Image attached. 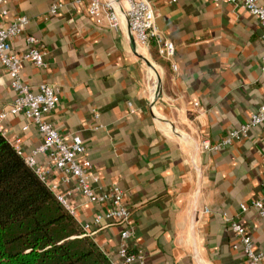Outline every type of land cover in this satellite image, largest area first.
I'll list each match as a JSON object with an SVG mask.
<instances>
[{
	"label": "crops",
	"instance_id": "0c3cea01",
	"mask_svg": "<svg viewBox=\"0 0 264 264\" xmlns=\"http://www.w3.org/2000/svg\"><path fill=\"white\" fill-rule=\"evenodd\" d=\"M74 1L4 0L0 28L19 14L30 18L26 34L38 38L47 65L25 62L22 77L35 89L44 82L59 88L61 101L49 119L62 135L82 137L100 191L113 184L123 189L133 227L129 244L143 249L149 264H243V248L234 247L238 238L223 213L264 249V218L240 207L263 196L264 126L219 149L203 143L218 144L264 102L259 19L226 0H152L157 24L175 47L169 60L155 45L136 43L123 16L116 30L107 19L95 23L87 2ZM55 3L62 7L51 14ZM13 47L26 51L25 35ZM15 97L0 62V113ZM0 130L24 155L43 142L24 113L1 119ZM35 158L50 168L58 193L73 191V215L82 226L92 223L89 235L121 262L122 225L105 215L107 205L90 202L75 178L63 181L48 155Z\"/></svg>",
	"mask_w": 264,
	"mask_h": 264
},
{
	"label": "built area",
	"instance_id": "2783aa9c",
	"mask_svg": "<svg viewBox=\"0 0 264 264\" xmlns=\"http://www.w3.org/2000/svg\"><path fill=\"white\" fill-rule=\"evenodd\" d=\"M176 1V0H172ZM236 6H242L251 14L255 15L264 29V5L259 0H226ZM4 0H0V6ZM76 3L87 2V12L91 19L102 24L106 19L109 26L119 29L122 16L126 20L132 39L142 45L149 46L155 42L159 54L169 60L175 54L174 45L166 40L157 24V14L153 7L152 0H75ZM62 4L55 3L49 9L51 14H56ZM30 18L25 14H19L6 28H0V62L6 67L11 77V87L16 97L11 103L9 111L0 113V120L10 114L24 113L43 135L42 144L35 150L33 155H24L18 144H15L18 152L24 157L26 163L31 166L37 174L46 181L52 190L57 194L61 203L73 214L74 210L68 200L73 192H57V185L49 182L48 174L50 168L46 169L38 165L35 156L45 154L51 158V168L62 173V179L69 182L76 179V189L90 202L107 205L105 215L122 225L120 232L121 242L118 256L121 262L116 264H149L146 254L141 248H132L129 240L133 236L131 226V209L125 199V193L118 184H113L107 191H100L95 185L99 176L96 173L94 164L84 157L86 144L81 136L73 135L67 137L62 135L57 127L49 119L52 113L60 104L61 95L59 88L52 83H41L37 89L22 77V69L25 62H31L38 67L47 65L45 51L38 46V38L32 34H26ZM22 35L28 48L23 53H17L13 47V41ZM176 67V65H174ZM261 75L264 79V56L262 57ZM264 126V102L259 109L252 113L251 117L239 127L231 129L226 137L218 144L211 145L209 141L203 143L204 148L219 149L226 144L245 137L249 131L256 127ZM241 210L247 212L253 208L264 218V192L260 198L253 199L250 203H241ZM210 211V209H206ZM226 221L230 222L232 231L238 238L235 248L242 247L245 257L243 264H264V249H256L252 236L247 232L246 227L229 217L224 212ZM95 225L100 224V219L94 220ZM92 223H85L83 229L86 234L92 228Z\"/></svg>",
	"mask_w": 264,
	"mask_h": 264
},
{
	"label": "trees",
	"instance_id": "16d2710c",
	"mask_svg": "<svg viewBox=\"0 0 264 264\" xmlns=\"http://www.w3.org/2000/svg\"><path fill=\"white\" fill-rule=\"evenodd\" d=\"M0 264H116L1 130Z\"/></svg>",
	"mask_w": 264,
	"mask_h": 264
}]
</instances>
